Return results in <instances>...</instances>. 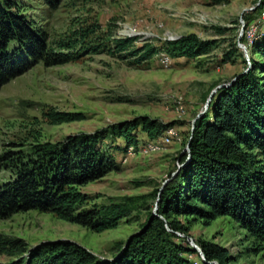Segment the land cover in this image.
Masks as SVG:
<instances>
[{
  "label": "trees",
  "instance_id": "trees-1",
  "mask_svg": "<svg viewBox=\"0 0 264 264\" xmlns=\"http://www.w3.org/2000/svg\"><path fill=\"white\" fill-rule=\"evenodd\" d=\"M55 9L62 0H41ZM220 0H211L219 3ZM217 36L227 29L214 26ZM139 36L113 38L111 30H101L96 21L80 20L53 46L42 28L27 19L13 0H0V88L42 62L46 66L74 62L85 55L106 54L127 65L142 66L160 53L170 59L196 58L219 48L217 38L203 39L195 33L164 41L158 48ZM240 40L243 41L242 38ZM249 65L236 42L221 52L223 63L240 58L246 65L213 94L205 112L195 119L188 132L182 164L159 191L157 214L148 211L140 230L122 243L112 259H97L84 247L67 241L44 242L27 249L20 238L0 237V257L18 258L0 264H229V251L212 241L196 240L204 260L184 236L188 228L178 218L204 224L229 217L253 239L259 251L264 248V33L252 40ZM246 68H248L246 70ZM246 70V71H245ZM57 125L83 118L79 113L42 112ZM172 123L138 116L115 122L93 132L67 135L60 141L15 143L0 153V170L11 176L0 183V219L37 210L78 224L94 232L115 227L136 209L144 196L123 197L107 205L88 204L89 196L80 190L117 168L112 154H125L140 139L160 137ZM109 139L110 142L105 140ZM121 139L122 142H115ZM17 147V148H14ZM26 253V254H24Z\"/></svg>",
  "mask_w": 264,
  "mask_h": 264
},
{
  "label": "rangeland",
  "instance_id": "rangeland-1",
  "mask_svg": "<svg viewBox=\"0 0 264 264\" xmlns=\"http://www.w3.org/2000/svg\"><path fill=\"white\" fill-rule=\"evenodd\" d=\"M13 1L27 19L47 32L52 46L80 20L96 21L102 31L110 29L113 38L138 33L139 40L151 41L158 48L166 39L188 33L219 40V48L209 54L171 59L168 66L162 63L161 53L138 67L106 54L85 55L52 66L38 62L0 88V153L15 143L33 142L32 136L55 142L138 116L172 123L177 135L169 143L157 144L158 138L150 140L137 130L140 141L133 151L112 154L117 168L80 188L89 196L88 204L107 205L123 197H145L115 227L94 232L37 210L0 219V237L20 238L27 249L60 240L84 247L97 259H112L118 244L140 230L148 211L158 216L159 195L154 199L152 192L158 187L160 190L182 166L178 158L186 149L192 121L204 109L210 91L249 65V57L260 61L252 53L251 44L264 33V0H220L216 4L211 0H62L55 9L41 0ZM214 26L227 31L217 36ZM232 42L245 46L246 52L238 47L246 65L240 58L232 63L221 61L222 50ZM49 108L79 113L83 118L53 125L42 116ZM10 176L9 171L0 170V183ZM178 220L188 228L186 234L178 236L189 237L195 245L196 240H207L225 247L231 258L229 264H264V248L255 251L253 239L233 219L222 216L208 224L188 222L183 217ZM188 258L200 262L198 254ZM17 259L1 256L0 263Z\"/></svg>",
  "mask_w": 264,
  "mask_h": 264
},
{
  "label": "water",
  "instance_id": "water-1",
  "mask_svg": "<svg viewBox=\"0 0 264 264\" xmlns=\"http://www.w3.org/2000/svg\"><path fill=\"white\" fill-rule=\"evenodd\" d=\"M127 35L130 37V36H136V35H139V34H138V33H133V32H132V33H127ZM179 36H180V35H179ZM179 36L170 37L169 39H170V40H172V39H176V38H178ZM238 46L241 47L242 50H244V51L246 52V49H245V46H244V45H242V44H238ZM246 56H247V55H246ZM221 86H225V84H219V85H217L215 88H213V89L210 91V93H209V95H208V97H207V99H206V101H205L204 109H203L202 111H200V112L196 115V117L194 118V120L192 121L191 130H192V128H193V123H194L195 119H197L198 117H200V116L205 112V110L207 109L208 104H209V102H210V100H211L213 94H214L215 91H216L218 88H220ZM176 172H177V170L173 173V175H174ZM161 189H162V188H160L159 191H161ZM158 195H159V194H158ZM186 240L189 242V244H190L192 247H194V248L197 250L198 255L200 256V258H201L202 260H204V255H203L202 251L200 250V248H199L197 245L193 244L192 241H191V239H190L189 237H186ZM210 263L213 264V262H210ZM214 264H216V262H215Z\"/></svg>",
  "mask_w": 264,
  "mask_h": 264
},
{
  "label": "built area",
  "instance_id": "built-area-1",
  "mask_svg": "<svg viewBox=\"0 0 264 264\" xmlns=\"http://www.w3.org/2000/svg\"><path fill=\"white\" fill-rule=\"evenodd\" d=\"M161 61L165 66H168L171 63V59L166 56L164 53H161ZM177 109L180 110L181 109V105L177 106ZM177 135L176 131L174 130L173 126H169L164 132L163 134L158 137V143L157 144H167L169 143L173 138H175ZM156 145V143L154 144ZM134 146H129L126 150L125 153H130L131 151H133L132 149H134Z\"/></svg>",
  "mask_w": 264,
  "mask_h": 264
},
{
  "label": "crops",
  "instance_id": "crops-1",
  "mask_svg": "<svg viewBox=\"0 0 264 264\" xmlns=\"http://www.w3.org/2000/svg\"><path fill=\"white\" fill-rule=\"evenodd\" d=\"M143 139V138H142Z\"/></svg>",
  "mask_w": 264,
  "mask_h": 264
}]
</instances>
